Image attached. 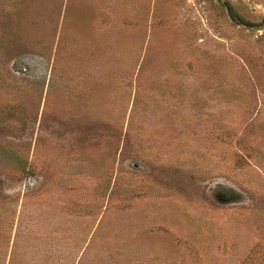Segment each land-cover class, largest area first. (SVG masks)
<instances>
[{
	"label": "rangeland",
	"instance_id": "374dc122",
	"mask_svg": "<svg viewBox=\"0 0 264 264\" xmlns=\"http://www.w3.org/2000/svg\"><path fill=\"white\" fill-rule=\"evenodd\" d=\"M0 264H264V0H0Z\"/></svg>",
	"mask_w": 264,
	"mask_h": 264
},
{
	"label": "trees",
	"instance_id": "16d2710c",
	"mask_svg": "<svg viewBox=\"0 0 264 264\" xmlns=\"http://www.w3.org/2000/svg\"><path fill=\"white\" fill-rule=\"evenodd\" d=\"M227 6H228V10H229V13H230L231 17H232L235 21H237V22H239L240 24H243V25L253 26L252 23H250V22L244 20L243 18H241V17L236 13V11L232 8V6H230L229 4H227Z\"/></svg>",
	"mask_w": 264,
	"mask_h": 264
}]
</instances>
